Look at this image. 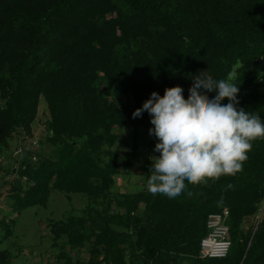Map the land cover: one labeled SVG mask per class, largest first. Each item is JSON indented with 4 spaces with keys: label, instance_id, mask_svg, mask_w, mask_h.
<instances>
[{
    "label": "trees",
    "instance_id": "1",
    "mask_svg": "<svg viewBox=\"0 0 264 264\" xmlns=\"http://www.w3.org/2000/svg\"><path fill=\"white\" fill-rule=\"evenodd\" d=\"M208 71L216 79L235 71L239 107L264 120V0H0V173L7 145L34 138L41 96L49 111L41 152L24 144L21 169L11 173L20 179L0 221V264H13L19 216L47 206L55 189L89 201L83 216L48 222L59 263L264 264V214L255 227L264 139L242 172L189 185L182 199L147 189L158 141L149 114L133 112L166 88L181 86L187 99L191 78ZM116 130L132 133L124 156L112 150ZM137 162L144 185L120 193L117 177ZM224 210L230 252L202 260L208 216ZM81 249L87 261H73Z\"/></svg>",
    "mask_w": 264,
    "mask_h": 264
},
{
    "label": "clouds",
    "instance_id": "2",
    "mask_svg": "<svg viewBox=\"0 0 264 264\" xmlns=\"http://www.w3.org/2000/svg\"><path fill=\"white\" fill-rule=\"evenodd\" d=\"M191 79L187 99L181 86L166 88L163 96L152 92L132 114H149V135L158 141L154 151L159 156L151 158L147 189L170 200L191 195L189 185L242 172L253 143L264 139L261 116L239 107L235 71L221 79L209 71Z\"/></svg>",
    "mask_w": 264,
    "mask_h": 264
},
{
    "label": "rangeland",
    "instance_id": "3",
    "mask_svg": "<svg viewBox=\"0 0 264 264\" xmlns=\"http://www.w3.org/2000/svg\"><path fill=\"white\" fill-rule=\"evenodd\" d=\"M105 86V85H104ZM107 87V85L105 86ZM122 102L129 100L127 96H122ZM47 103L41 96L39 101L37 118L32 125V136L34 138L27 139L22 145L20 139H16L10 142L3 150L1 156L2 171L0 173V221L9 213L10 206L12 204L11 197H13L14 190L17 185V180L20 179L18 173L11 174L12 171L20 170L19 167L26 155L23 154V145L31 146L32 139L44 142L47 129L46 123L49 119ZM117 131V132H116ZM113 134L116 136L115 142L112 144V150L121 152L124 156L129 152L128 143L132 133L120 132L116 130ZM147 135H142L141 144L145 145L148 139ZM115 145V147H114ZM32 150L37 153L41 150ZM143 152L146 150L142 148ZM46 153H49L47 149ZM36 155V154H35ZM38 158V156H37ZM142 162H137L131 169L129 177L120 173L117 177L116 187L120 193H124L130 190L137 191L144 185V181L141 176ZM18 178V179H17ZM26 180L22 178V182L25 185ZM21 184V183H20ZM89 204L88 199L79 195L65 194L59 190H53L45 207H35L30 210L24 211L18 218V223L15 228L14 236L9 239V245L11 250L14 251L13 264H64L60 263L58 259L52 255L51 245L53 244L52 235L49 229V220L67 221L70 217L83 216L86 206ZM264 214V202L259 211L258 219L255 222V227L262 219ZM16 216L14 213H10L11 221ZM255 231V230H254ZM69 250V247H68ZM73 261H87L86 250L81 249L76 251V254H72ZM81 259V260H80Z\"/></svg>",
    "mask_w": 264,
    "mask_h": 264
},
{
    "label": "built area",
    "instance_id": "4",
    "mask_svg": "<svg viewBox=\"0 0 264 264\" xmlns=\"http://www.w3.org/2000/svg\"><path fill=\"white\" fill-rule=\"evenodd\" d=\"M31 147L33 149H38V140L32 139ZM32 160L34 162L37 160L35 154L32 155ZM228 220V210H224L220 213H213L208 216L206 222L207 234L200 243V259H224L227 257L232 246Z\"/></svg>",
    "mask_w": 264,
    "mask_h": 264
}]
</instances>
